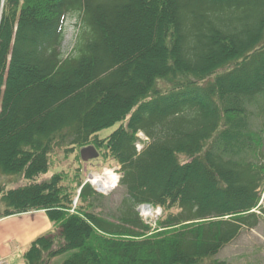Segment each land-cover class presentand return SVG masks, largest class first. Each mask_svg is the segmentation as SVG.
Wrapping results in <instances>:
<instances>
[{
	"label": "trees",
	"instance_id": "obj_1",
	"mask_svg": "<svg viewBox=\"0 0 264 264\" xmlns=\"http://www.w3.org/2000/svg\"><path fill=\"white\" fill-rule=\"evenodd\" d=\"M1 9L0 217L45 208L54 226L24 262L71 250L59 264H222L214 255L259 217L264 159L247 104L264 93V0H4ZM68 14L79 17L69 52ZM159 28L167 41L157 42ZM138 130L149 138L139 152ZM88 145L102 148V165H120L114 219L61 209L66 187L80 186L89 207L100 193L79 178ZM54 148L77 156L66 186L59 172L36 180ZM20 175L24 184L6 187ZM140 202L162 207L160 228L142 220Z\"/></svg>",
	"mask_w": 264,
	"mask_h": 264
},
{
	"label": "rangeland",
	"instance_id": "obj_2",
	"mask_svg": "<svg viewBox=\"0 0 264 264\" xmlns=\"http://www.w3.org/2000/svg\"><path fill=\"white\" fill-rule=\"evenodd\" d=\"M4 0H0V13L2 11V3ZM78 15L77 14H68L66 16L65 20V29H64V37H63V47L64 50L69 52L71 50L74 40L76 38L77 30H78ZM157 31V30H156ZM157 42L160 40V34L161 36L166 39V41L169 39L166 34L160 33V28L157 33ZM164 39H162V43L164 42ZM264 39V37H263ZM165 41V42H166ZM149 46V44H146ZM167 46V43L164 45V47H158L157 45L153 44L151 45L152 48H150V54L147 55L144 60L141 62V68L138 66V64H135L134 67V72L135 73H140L139 70L145 67L151 66L152 60L149 59V57H153L156 55H161ZM232 65V64H231ZM227 67V66H226ZM221 72L220 70L215 71L214 73H219ZM213 74V73H212ZM196 82H199L197 80ZM161 83V86L164 85V82H159ZM247 110L250 112L249 114V125L250 128H252L257 135H259L258 139L261 140L262 146L261 149H259L263 152L262 155H259L262 159H264V93H261L257 95L250 103L247 104ZM126 119V118H125ZM124 121V120H123ZM117 126V122L112 124L111 126H107L104 128H101L98 130V134L103 137L107 135L109 132H111L112 129H114ZM145 133L138 131V140L140 141L139 144L140 146H145L147 142L149 141V138L146 136L147 139H145ZM98 146V144H97ZM49 155V165L51 166L52 169L54 170H49L48 172L41 174L37 177V181H43L46 179H49L51 176L52 172H59L63 177L65 178L61 179L60 184H64L65 186L67 180V176H70V171L73 169L75 166H77L76 159L77 156L75 153H65L66 156L63 155L61 152L62 150L60 148H54ZM101 149H99V154L101 153ZM87 157V156H86ZM86 160V163H84L82 169L79 170L80 173V179L81 182L84 183L86 181H91L90 183L94 188L97 186L92 180L93 176L96 174L105 176L106 170H112L114 173L117 174V178L120 176V171L119 167L120 165L117 163H114L112 165H102L101 161V155L97 156H89L86 159L84 158V161ZM77 172V171H76ZM82 177V178H81ZM14 180L12 183H9L10 185L8 186H18L21 184H24L26 179L24 177L20 176H13L12 177ZM81 183V184H82ZM100 186V185H99ZM66 195H68L71 199L70 202L68 203L67 206L61 207L63 212H68V213H80L81 212L77 209L78 207H83L85 209H88L90 211H93L97 214H101L103 217H107L109 219H114L116 214H118L117 206L120 202V199L125 193V188L123 185H120L118 183V180L116 181V184L108 187V188H100L96 197L94 199H90L89 202H92V205L86 206L87 201H80L78 198V192L80 190V186L74 188V193L73 190L68 189L66 187ZM3 201L0 203V209H3ZM64 208V209H63ZM59 209V208H58ZM36 211H41L46 214V217H48L45 208H28L27 210L24 211H17L9 214H5L2 217L8 216V215H17V214H23L27 213L25 216H32L34 212ZM255 211L259 214L257 223L254 226H247L244 225L238 235L226 243L215 255L214 257L217 258L222 262V264H264V185L261 193V198L258 204V207L255 208ZM35 214V213H34ZM162 213L160 216H162ZM40 216V215H38ZM142 216V215H141ZM37 217H34L36 219ZM158 217L156 220H152L147 222L151 226V231L153 228L158 227ZM38 221L40 220L37 218ZM48 221L50 223V226L43 232H40L36 234L33 238H31L27 243H25V246L23 247V251L21 253V258L19 261V264H26L24 262V253L25 250L27 249L28 245L39 235L52 232L54 231V226L52 224V221L48 217ZM54 248H57L56 245V239L52 244ZM57 252V251H56ZM71 253V250L68 251H62L57 253L55 256L53 254L47 255L49 258L50 262L49 264H59L61 261H63L66 257H68ZM1 259V264H13L12 262H9L7 259H5L3 256L0 257ZM48 260V261H49ZM9 262V263H8ZM47 262V261H46ZM199 264H207L206 262H201Z\"/></svg>",
	"mask_w": 264,
	"mask_h": 264
},
{
	"label": "crops",
	"instance_id": "obj_3",
	"mask_svg": "<svg viewBox=\"0 0 264 264\" xmlns=\"http://www.w3.org/2000/svg\"><path fill=\"white\" fill-rule=\"evenodd\" d=\"M34 213L30 217L23 213L0 218V254L13 264H19L25 243L50 226L44 212Z\"/></svg>",
	"mask_w": 264,
	"mask_h": 264
},
{
	"label": "bare ground",
	"instance_id": "obj_4",
	"mask_svg": "<svg viewBox=\"0 0 264 264\" xmlns=\"http://www.w3.org/2000/svg\"><path fill=\"white\" fill-rule=\"evenodd\" d=\"M105 172L107 174L105 176L99 174L94 175L92 178L93 182L100 185L102 188H108L115 185L117 181V174L112 170H106Z\"/></svg>",
	"mask_w": 264,
	"mask_h": 264
},
{
	"label": "built area",
	"instance_id": "obj_5",
	"mask_svg": "<svg viewBox=\"0 0 264 264\" xmlns=\"http://www.w3.org/2000/svg\"><path fill=\"white\" fill-rule=\"evenodd\" d=\"M151 209H152V208H148V207H147V210H146V211L149 212L151 215H153L156 211L158 212L157 209H159V208L155 209L154 211H152ZM157 212H156V213H157ZM1 262H2V261H1V259H0V264H1Z\"/></svg>",
	"mask_w": 264,
	"mask_h": 264
},
{
	"label": "water",
	"instance_id": "obj_6",
	"mask_svg": "<svg viewBox=\"0 0 264 264\" xmlns=\"http://www.w3.org/2000/svg\"><path fill=\"white\" fill-rule=\"evenodd\" d=\"M85 148L87 149V148H89V147H85ZM91 148H92V147H91ZM82 150H84V149L82 148ZM82 150H81V151H82Z\"/></svg>",
	"mask_w": 264,
	"mask_h": 264
}]
</instances>
